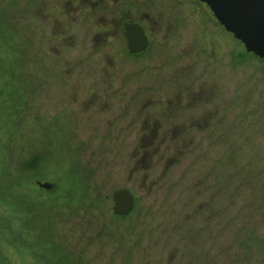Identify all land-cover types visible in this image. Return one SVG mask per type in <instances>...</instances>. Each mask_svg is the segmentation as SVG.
<instances>
[{
    "label": "rangeland",
    "instance_id": "374dc122",
    "mask_svg": "<svg viewBox=\"0 0 264 264\" xmlns=\"http://www.w3.org/2000/svg\"><path fill=\"white\" fill-rule=\"evenodd\" d=\"M190 6L131 53L82 2L0 0V264H264V59Z\"/></svg>",
    "mask_w": 264,
    "mask_h": 264
},
{
    "label": "water",
    "instance_id": "95a60500",
    "mask_svg": "<svg viewBox=\"0 0 264 264\" xmlns=\"http://www.w3.org/2000/svg\"><path fill=\"white\" fill-rule=\"evenodd\" d=\"M207 3L217 20L233 33L248 52L264 59V0H201ZM129 50L139 52L146 48L147 38L142 27L136 23L125 25ZM43 188H50V182L38 181ZM113 212L116 215L129 213L134 206V195L128 188L112 193Z\"/></svg>",
    "mask_w": 264,
    "mask_h": 264
},
{
    "label": "flooded vegetation",
    "instance_id": "af4514ba",
    "mask_svg": "<svg viewBox=\"0 0 264 264\" xmlns=\"http://www.w3.org/2000/svg\"><path fill=\"white\" fill-rule=\"evenodd\" d=\"M68 1L76 2V3L82 2L83 8L85 9L86 12H87V9L92 10V13H89V16H94L96 15V12L100 11L101 15L107 18H114V19L120 18L121 19L120 24H122L123 35L126 40L125 48L128 51L130 50H129L128 41L125 35V25L127 23L133 22V23L138 24L140 27H142L144 34L147 38V46H146L147 48L150 44L151 34H152V29L148 27L149 22L147 21V18L151 17L150 14L148 13L149 11H151L150 9L152 8L153 4L155 5L159 1L160 2L170 1L174 3L176 6L178 7L180 6L183 10L187 11L186 13L191 12L190 5L192 3L194 4V9L203 7V8H209V10H211L209 5L201 0H68ZM174 8L175 7H173L172 9ZM146 9H147V12H146ZM171 15H172V12H171ZM139 16L141 20H138L137 17ZM172 16H175V15H172ZM221 27L223 26L221 25ZM146 48L139 52H132V51L130 52L131 53H141L144 50H146Z\"/></svg>",
    "mask_w": 264,
    "mask_h": 264
}]
</instances>
